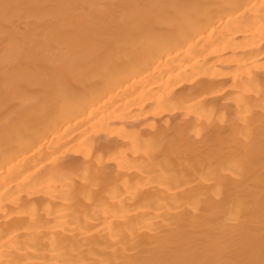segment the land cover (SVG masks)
Segmentation results:
<instances>
[{"label": "bare ground", "instance_id": "1", "mask_svg": "<svg viewBox=\"0 0 264 264\" xmlns=\"http://www.w3.org/2000/svg\"><path fill=\"white\" fill-rule=\"evenodd\" d=\"M0 264H264V0H0Z\"/></svg>", "mask_w": 264, "mask_h": 264}]
</instances>
